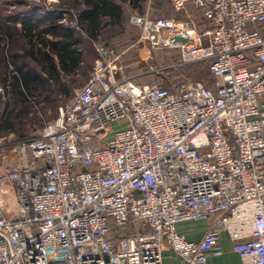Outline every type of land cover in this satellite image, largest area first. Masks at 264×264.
Masks as SVG:
<instances>
[{
	"label": "built area",
	"instance_id": "1",
	"mask_svg": "<svg viewBox=\"0 0 264 264\" xmlns=\"http://www.w3.org/2000/svg\"><path fill=\"white\" fill-rule=\"evenodd\" d=\"M170 3L208 24L138 12L130 24L180 65L207 63L212 84L127 75L97 40L56 119L0 140V264H163L165 246L210 264L223 232L241 264H264V0ZM189 220L208 222L199 240L177 230Z\"/></svg>",
	"mask_w": 264,
	"mask_h": 264
},
{
	"label": "trees",
	"instance_id": "2",
	"mask_svg": "<svg viewBox=\"0 0 264 264\" xmlns=\"http://www.w3.org/2000/svg\"><path fill=\"white\" fill-rule=\"evenodd\" d=\"M142 2L143 0H73L68 7L71 10L77 9L73 14L77 15L80 30L78 34L73 27L63 25L57 15L48 22H43L41 18L29 19L27 16V19H22L21 26H17L16 16L12 23H7L0 16V73L3 83L9 86L8 100L0 118V135L10 131L19 135L27 132L28 126L34 122L30 123L32 119H29L32 105L28 97L37 96L40 99H37V105H41L40 101L43 99L51 106V111L56 107L53 99L55 92L70 97L63 82L64 76L76 74L85 64L79 34L82 33L95 42L108 26L122 25L125 3L141 10ZM94 57H89L90 66ZM51 84L55 85L54 89ZM1 99L0 94V101ZM22 105L26 108H22Z\"/></svg>",
	"mask_w": 264,
	"mask_h": 264
},
{
	"label": "rangeland",
	"instance_id": "3",
	"mask_svg": "<svg viewBox=\"0 0 264 264\" xmlns=\"http://www.w3.org/2000/svg\"><path fill=\"white\" fill-rule=\"evenodd\" d=\"M73 0H0V16L5 18V21L12 23V19H17V26H21L22 19H39L43 22H48L51 18L57 15L60 18V22L63 25H69L74 28L76 34L80 30L77 25V15L73 14V11L68 6ZM155 8L151 10V14L154 17H170L173 11L169 0H153ZM124 18L121 26L110 25L106 28V31H102L101 37L97 40L108 43L112 46L119 57V66L125 70L127 75H137L142 80L148 79H162L164 85H176L184 81H202L206 85H211L213 78L210 74L209 67L205 62H194L189 64L180 65V52L177 49L160 46L158 48H151L148 42H140L139 38L141 35L140 27L133 26L130 24L129 17L132 13H141L143 10H127L124 5ZM143 9V7H142ZM21 12V13H20ZM198 12V11H197ZM174 18V17H173ZM175 19H183L182 17H176ZM21 20V21H20ZM248 26H250L248 24ZM81 39V50L84 54L83 60L85 64L80 68L76 74L71 76H64V85L70 92V97L62 93H54L55 110L51 111V106L45 103L41 99V105H37V96L28 97L32 107L29 112V119L33 122L28 126V130L23 135H19L15 132H8L0 135V140L4 139L5 142L10 139L11 141H17L22 138H30L39 134L41 129L50 121L56 119L58 116V108L71 99L75 91L81 87L88 78L90 72V55L95 56L96 54V41H91L82 33L79 34ZM110 43V44H109ZM0 85L2 87V99L0 101V118L2 111L4 110L5 103L8 100L9 89L8 85L3 83V76L0 73ZM8 86V88H7ZM53 89L55 85H50ZM52 93V92H51ZM40 100V99H39ZM10 102V101H9ZM22 108L24 105H22ZM21 107V105H20ZM19 107V108H20ZM29 106H27L28 108ZM45 109V110H44ZM29 110V108H28ZM53 113V117H51ZM47 115L49 117H47ZM34 119V120H33ZM196 221H187L183 225V231L190 233L197 229L198 224ZM164 252V250H163ZM166 264H173L171 253H164Z\"/></svg>",
	"mask_w": 264,
	"mask_h": 264
},
{
	"label": "crops",
	"instance_id": "4",
	"mask_svg": "<svg viewBox=\"0 0 264 264\" xmlns=\"http://www.w3.org/2000/svg\"><path fill=\"white\" fill-rule=\"evenodd\" d=\"M169 3H170V0H169ZM124 5H125L127 10L128 9L130 11L131 10H134V11L137 10V9L132 8L129 5V3L128 4L125 3ZM170 5H171V3H170ZM142 7H143V9H141V10H143V12H141V13H148L150 16H153L151 14V10L155 8L153 0H143ZM171 7L173 9V11H171L172 14L169 15L171 17L172 16L174 18H176V17H182V18L188 17L194 22V24L197 28L204 27L208 24V22L206 20L202 19L199 12H197L198 10L193 8V6L191 4H188L186 6L185 10H183V11H176L172 5H171ZM137 11H139V10H137ZM191 221L197 222V223L195 222L196 224H198L196 230H193L190 233L183 231V225L187 221H183V222L178 223L177 230L180 233L184 234L186 236V238L189 240H199L203 236V234L207 228L208 222L202 221V220H200V221L199 220H191ZM220 242H221V249L220 250H210L208 252L210 264H241V259L238 255V253L233 251L231 241L229 240V237L225 232L221 233ZM166 252L171 253V258H172L173 264H184L183 261L179 258V256L176 255L169 247H166V246L164 247V252H163V264H166L165 255H164V253H166Z\"/></svg>",
	"mask_w": 264,
	"mask_h": 264
},
{
	"label": "water",
	"instance_id": "5",
	"mask_svg": "<svg viewBox=\"0 0 264 264\" xmlns=\"http://www.w3.org/2000/svg\"><path fill=\"white\" fill-rule=\"evenodd\" d=\"M175 41H181V42H187L188 38L180 37V36H174L173 37Z\"/></svg>",
	"mask_w": 264,
	"mask_h": 264
}]
</instances>
